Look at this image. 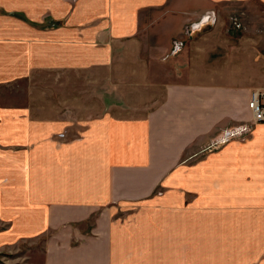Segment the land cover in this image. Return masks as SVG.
<instances>
[{
    "label": "crops",
    "instance_id": "0c3cea01",
    "mask_svg": "<svg viewBox=\"0 0 264 264\" xmlns=\"http://www.w3.org/2000/svg\"><path fill=\"white\" fill-rule=\"evenodd\" d=\"M256 3L0 0V248L44 235L43 264H144L126 262L130 208L163 229L147 264H264V21L226 25Z\"/></svg>",
    "mask_w": 264,
    "mask_h": 264
},
{
    "label": "rangeland",
    "instance_id": "374dc122",
    "mask_svg": "<svg viewBox=\"0 0 264 264\" xmlns=\"http://www.w3.org/2000/svg\"><path fill=\"white\" fill-rule=\"evenodd\" d=\"M254 8H256L255 12L252 13L250 10V14L247 10L245 9H237L233 12H231L230 14L228 13L227 15V19H226V25L230 26V29H235V31L237 30V32H244V31H248L249 27L251 24H255L256 26H258L259 23H262L264 21V7L262 5H259L258 3H256L255 6H253ZM235 9V8H234ZM206 12H213L215 15V21L214 24H210L209 22H204V24H210L211 25H215L218 22L219 19V14L216 10H211V11H206ZM205 13V12H204ZM232 19L233 22L235 24H238L240 27H236L233 23H232ZM236 19V20H234ZM198 20V18H197ZM190 23V22H189ZM186 24V26L189 25ZM193 23V22H191ZM190 23V24H191ZM203 24V25H204ZM185 26V27H186ZM209 26V25H207ZM204 28V27H202ZM184 28L182 29V37L181 38H173L171 40V47L173 46V41L174 40H183V39H188L190 38L191 34L189 33V35H185L184 34ZM261 29H257V31H259ZM182 50V48L179 49V51ZM168 55V54H166ZM204 145L203 149L201 152L207 153L209 151H211L212 147ZM194 195H187L186 196V201L188 204H190V202L193 201L194 199ZM138 209V208H137ZM140 209V208H139ZM135 211V212H134ZM237 209H233V212L231 213L234 214L236 213ZM134 212V213H133ZM140 210L136 211L135 209H130V208H124L123 210H120L119 215H116V217L118 219H121V222L119 224L118 229L123 232L126 236H130L131 235V230L134 232L133 234L137 235V239L132 241L134 244H137V247H139V254L136 255L135 257L129 256L127 257V261L126 262H130V263H159L162 262L163 260V249H162V242L160 243V245H156L155 248H150L148 247L147 244V239H146V232L148 231H153V232H161L163 229L161 228L162 226H159L157 223L153 222V226L151 227V229H148L147 227V223L145 220V217H141L140 216ZM238 220L240 218H237ZM118 221V220H117ZM243 225V224H240ZM87 227H90L89 224H87ZM0 228H2V225H0ZM128 232V233H125ZM253 233H256L255 235V239L253 240L252 238L250 239L249 243V248L248 251L251 253H255V251L258 250L257 245L259 242V230L257 229V231L254 230ZM243 235H244V231H243ZM46 236L41 235L39 237L36 238H32V239H21V240H17V241H13L10 244L7 245H3L0 248V264H43V258H44V239ZM236 237L237 239L235 241L240 242L241 241V237H242V232L239 231L236 233ZM129 241H124V243H131L130 239H127ZM235 242V247H239V243ZM256 243V245H255ZM240 247L242 248V246L240 245ZM247 250V247H246ZM152 252H155V254H152ZM179 256L176 254H174V256H171V258H175L176 259V263L179 262ZM134 258V259H133ZM264 258V256H263ZM256 262L258 261V256L255 258ZM235 262L241 260V256L235 255L234 259ZM237 264V263H236ZM258 264V262H257Z\"/></svg>",
    "mask_w": 264,
    "mask_h": 264
},
{
    "label": "built area",
    "instance_id": "2783aa9c",
    "mask_svg": "<svg viewBox=\"0 0 264 264\" xmlns=\"http://www.w3.org/2000/svg\"><path fill=\"white\" fill-rule=\"evenodd\" d=\"M209 22L210 24H214L215 21V15L213 12H206L196 21L188 26L184 27V34L189 35L195 28H199V26L204 24V22ZM236 20V19H234ZM199 23V24H197ZM232 23L236 27H240L238 24H235L232 19ZM184 45V39L183 40H174L173 46L171 52L169 54L175 53L179 51L180 48H182ZM264 95V91L261 90H254L251 92L249 101H248V108L250 109L252 113V121L255 122H264V103L262 102L261 98ZM243 130H250V125H243ZM66 133V131H65ZM64 133H60L59 137H63ZM246 136H243L240 138V140L245 139Z\"/></svg>",
    "mask_w": 264,
    "mask_h": 264
},
{
    "label": "bare ground",
    "instance_id": "6f19581e",
    "mask_svg": "<svg viewBox=\"0 0 264 264\" xmlns=\"http://www.w3.org/2000/svg\"><path fill=\"white\" fill-rule=\"evenodd\" d=\"M264 103V102H263Z\"/></svg>",
    "mask_w": 264,
    "mask_h": 264
}]
</instances>
